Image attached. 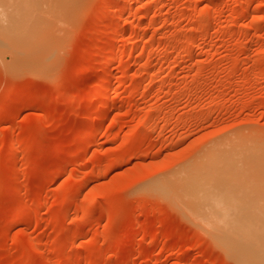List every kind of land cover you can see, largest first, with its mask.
Returning <instances> with one entry per match:
<instances>
[{
	"label": "rangeland",
	"instance_id": "rangeland-1",
	"mask_svg": "<svg viewBox=\"0 0 264 264\" xmlns=\"http://www.w3.org/2000/svg\"><path fill=\"white\" fill-rule=\"evenodd\" d=\"M129 1L40 0L56 59L0 62V264H237L155 189L264 147V0Z\"/></svg>",
	"mask_w": 264,
	"mask_h": 264
},
{
	"label": "bare ground",
	"instance_id": "bare-ground-1",
	"mask_svg": "<svg viewBox=\"0 0 264 264\" xmlns=\"http://www.w3.org/2000/svg\"><path fill=\"white\" fill-rule=\"evenodd\" d=\"M132 3L134 1L130 0L129 5ZM105 5L103 2V7ZM55 6L59 7L51 2L46 10L56 11ZM42 13L40 0H0V62L10 72L39 70L33 66L46 65L56 59L57 41L52 40L51 26ZM109 111L106 108L107 113H101L109 115ZM235 150L228 149L222 142L213 143L191 163L212 164V172L199 175L203 178L191 177L186 184H181L179 188L185 195L180 194L179 188L166 184L157 185L155 191L164 193L237 264H264V185L237 180L229 171L233 169L230 164H264V147L254 148L253 156L245 159ZM64 169L66 167L62 166L61 172ZM207 174L213 177L211 182L203 181L208 180L204 178Z\"/></svg>",
	"mask_w": 264,
	"mask_h": 264
}]
</instances>
